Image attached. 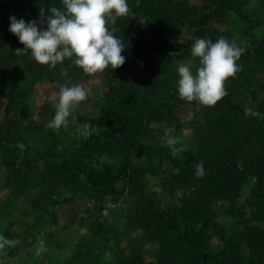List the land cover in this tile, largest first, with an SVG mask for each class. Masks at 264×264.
<instances>
[{
	"label": "trees",
	"instance_id": "16d2710c",
	"mask_svg": "<svg viewBox=\"0 0 264 264\" xmlns=\"http://www.w3.org/2000/svg\"><path fill=\"white\" fill-rule=\"evenodd\" d=\"M250 1L127 0L129 16L107 23L110 31L118 29L113 34L125 44L126 62L89 76L69 59L51 69L30 52L15 53L24 45L9 31L10 17L39 21L40 8H62L61 0H0V70L7 78L0 166L6 187L29 196L42 213L89 200L101 215L107 202L132 196L126 228L138 236L124 250L117 243V264H264V36H255L264 25L248 14ZM234 18L245 24L253 50L242 53V70L225 81L228 95L214 107L181 100L178 67L194 39L234 41ZM96 76L106 89L100 117L72 113L58 131L23 122L34 84ZM246 108L261 116L246 117ZM84 124L91 126L87 137L80 132ZM173 126L175 136L195 127L196 149L174 158L160 139ZM65 128L74 132L68 152L59 150L58 133ZM200 161L204 175L198 178L194 164ZM149 176L158 178L159 191H148ZM162 194L175 201L166 206ZM112 228L99 220L90 226L94 237L113 233L119 241ZM101 241L84 243L63 264H101L111 250ZM150 244L156 249L147 260Z\"/></svg>",
	"mask_w": 264,
	"mask_h": 264
},
{
	"label": "clouds",
	"instance_id": "9594fccd",
	"mask_svg": "<svg viewBox=\"0 0 264 264\" xmlns=\"http://www.w3.org/2000/svg\"><path fill=\"white\" fill-rule=\"evenodd\" d=\"M63 7L52 6L47 10L40 8V19L26 22L10 17L9 31L16 35L23 49H16L17 55L30 52L31 58L40 65L55 69L58 63L72 60L86 75L103 73L109 67L116 70L126 62L122 52L125 44L109 30L107 23L114 17H127L131 13L127 0H61ZM243 49L235 41L219 38H195L191 45V56L199 60V65L180 64L178 67V95L188 103L196 102L205 107H214L228 92L225 81L234 78L242 70L237 61ZM88 91L82 84L71 87L59 85L55 114L46 127L59 130L67 126L72 110L88 98ZM245 116L260 117L259 112L245 109ZM264 118V117H261ZM89 124L80 126L83 136L90 135ZM175 126L165 129L160 138L171 150L175 158L184 150L181 138L175 136ZM195 175H204L203 161L194 164ZM18 241L9 240L0 235V249L14 246ZM43 241L37 249V255L43 252Z\"/></svg>",
	"mask_w": 264,
	"mask_h": 264
},
{
	"label": "rangeland",
	"instance_id": "374dc122",
	"mask_svg": "<svg viewBox=\"0 0 264 264\" xmlns=\"http://www.w3.org/2000/svg\"><path fill=\"white\" fill-rule=\"evenodd\" d=\"M247 12L255 23L261 22L264 25V0H251ZM25 21L31 22L27 19ZM230 28L235 43L243 49V53L252 52L253 43L246 36L245 24L234 18ZM255 36L263 37L264 28L255 31ZM184 64L193 65L192 70L195 72L199 60L193 59L189 53ZM76 84H82L89 95L86 101L72 110V113L83 112L91 118L100 117L103 107L99 99L106 90L101 77L96 76L87 81L66 79L65 85L71 87ZM6 86L7 78L0 70V120L6 106L4 99ZM58 92L59 85H53L47 81L34 84L24 106L28 115L22 114L23 122L27 126L34 124L46 126L55 111L54 105L58 100ZM200 106L202 105L199 104ZM58 137L59 150L70 151L73 145V130L71 128L62 129L59 131ZM178 137L181 138L180 146H184V150L196 149L197 130L195 127L183 129ZM157 160L158 158H156ZM6 177V170L0 166V235L9 240L18 241V243L0 249V264H63L72 258L81 245L93 239L96 240L99 236L105 241V243L101 241L99 244L104 243L107 246L105 248H111L103 254L101 264H117V255L120 253L117 243L124 250L129 242L138 236L126 228V217L135 204L134 198L128 194L120 201L107 202L101 215L94 213L93 203L89 200H78L77 204L47 207L48 212L42 213L35 210L29 196L12 194L5 185ZM148 178V191L151 193L159 191L158 178L152 176ZM162 195L166 206L175 201L172 196ZM247 196L245 190L243 197ZM98 220L102 223L108 221L112 225L113 231L119 234V241L115 239L117 236L113 233L107 235L101 232L99 236L94 237L90 226ZM41 241H43L45 250L37 255ZM155 249V244L147 246V260L153 259Z\"/></svg>",
	"mask_w": 264,
	"mask_h": 264
}]
</instances>
